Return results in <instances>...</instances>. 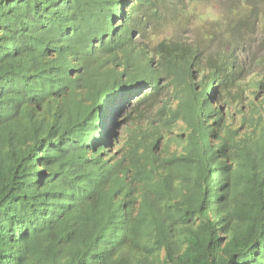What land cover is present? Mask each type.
I'll return each mask as SVG.
<instances>
[{
  "label": "trees",
  "instance_id": "obj_1",
  "mask_svg": "<svg viewBox=\"0 0 264 264\" xmlns=\"http://www.w3.org/2000/svg\"><path fill=\"white\" fill-rule=\"evenodd\" d=\"M208 1L0 0V264H264L260 6Z\"/></svg>",
  "mask_w": 264,
  "mask_h": 264
},
{
  "label": "rangeland",
  "instance_id": "obj_2",
  "mask_svg": "<svg viewBox=\"0 0 264 264\" xmlns=\"http://www.w3.org/2000/svg\"><path fill=\"white\" fill-rule=\"evenodd\" d=\"M247 2L248 6H260L259 9L256 8V15L251 14V17L247 19L246 25L243 26L241 23H236L233 27V34L240 37V47H239V58L237 61L238 71L235 74V78L238 81H242V86H247L251 79L256 78V76L264 80V0H238ZM211 6L208 8L201 9L202 17H198L195 21L189 19V24L187 25L188 30L185 31L183 40L186 39L188 42H194L195 39L201 34L203 28L206 32L213 26L214 20H217L225 7L229 4L230 0H210ZM260 5H259V4ZM260 14V16H258ZM204 32V31H203ZM222 35L216 36L214 39V47H209L206 51L207 55H212L217 46H219V41ZM159 39V38H158ZM157 41V39H156ZM239 85L236 83L230 88V98L231 100H239L245 97L238 90ZM247 96L249 91L246 92ZM243 96V97H242ZM157 97H152L148 103V107L144 111L147 116H153L161 104H158ZM156 99V100H155ZM148 102V101H147Z\"/></svg>",
  "mask_w": 264,
  "mask_h": 264
},
{
  "label": "clouds",
  "instance_id": "obj_3",
  "mask_svg": "<svg viewBox=\"0 0 264 264\" xmlns=\"http://www.w3.org/2000/svg\"><path fill=\"white\" fill-rule=\"evenodd\" d=\"M220 59L221 60H223V58H224V56H225V50H223L220 54ZM238 56V55H237ZM239 57V56H238ZM148 92V91H147ZM162 107V104H161V106L158 108V109H160ZM158 111H156V113H157ZM155 113V114H156ZM154 114V115H155ZM153 115V116H154ZM152 116V117H153ZM141 125H144L143 123H141ZM181 126H183V124L180 122L179 123V125L177 126V127H175V126H173L172 128H171V136H173V135H179L180 134V132H181V130H183L182 129V127ZM175 149V147L174 146H171V150H174Z\"/></svg>",
  "mask_w": 264,
  "mask_h": 264
}]
</instances>
